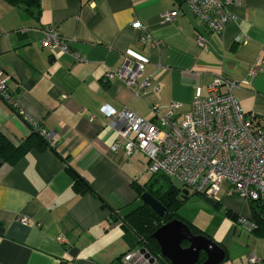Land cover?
I'll use <instances>...</instances> for the list:
<instances>
[{
    "label": "crops",
    "instance_id": "0c3cea01",
    "mask_svg": "<svg viewBox=\"0 0 264 264\" xmlns=\"http://www.w3.org/2000/svg\"><path fill=\"white\" fill-rule=\"evenodd\" d=\"M171 12L173 20H164ZM227 12L231 20L215 35L187 0H42L38 13L0 0V68L19 107L53 146L31 147L14 165L0 161V264H121L130 232L110 218L141 204L132 184L150 181L149 160L139 150H110L123 120L107 117L106 107L126 109L165 131L163 119L179 121L192 112L194 97L222 77L235 82L241 111L264 121V64L249 73L264 58V0H234ZM135 20L161 45L143 44L131 27ZM47 25L84 60L42 49L40 31ZM140 62L136 86L118 77L105 81L108 72ZM0 130L14 143L32 134L1 98ZM69 168L90 189L76 193ZM220 196L231 221L227 230L220 238L201 230L224 248L220 264H248L250 253L264 264V237L237 225L248 207L225 196L224 188Z\"/></svg>",
    "mask_w": 264,
    "mask_h": 264
},
{
    "label": "built area",
    "instance_id": "2783aa9c",
    "mask_svg": "<svg viewBox=\"0 0 264 264\" xmlns=\"http://www.w3.org/2000/svg\"><path fill=\"white\" fill-rule=\"evenodd\" d=\"M187 2L192 13L211 34H221L231 20L227 8L234 0ZM175 16L176 13L171 12L162 17L171 21ZM131 27L140 32L143 44L156 47L161 45V41L152 39L139 21L132 22ZM40 33L39 44L42 49L69 54L78 62L84 60L71 50L68 42L53 25L45 26ZM196 43L203 46V38L199 34L196 36ZM261 64H264V58L258 59L249 68V73L253 75ZM143 68L142 62L137 63L134 68L124 64L108 72L105 81L118 77L128 87L136 86ZM9 79V75L0 68V98L31 129L50 140L49 134L19 107L17 100L9 92ZM146 85L148 79L143 81L141 87ZM234 87L236 84L230 79L215 78L206 86L204 96L194 97L192 112L184 114L179 121L163 119V123L168 126L165 131L126 109L115 111L106 107L104 114L107 117L123 120L121 138L113 143L110 150L115 152L122 148L126 154L134 150L143 152L149 160V171L173 179L180 195L183 190H187L189 195L207 194L214 198L215 203H220V192L224 188L225 196H237L247 207L251 201L264 199V121L254 114L241 111L232 93ZM178 106L177 103L171 104L172 109H177ZM19 221L26 223L27 217L20 216ZM237 225L248 233L254 227L248 216L243 215L238 216ZM59 241L64 242L62 238ZM248 263L261 264L262 260L250 253ZM121 264L161 263L151 251L135 247L122 256Z\"/></svg>",
    "mask_w": 264,
    "mask_h": 264
},
{
    "label": "trees",
    "instance_id": "16d2710c",
    "mask_svg": "<svg viewBox=\"0 0 264 264\" xmlns=\"http://www.w3.org/2000/svg\"><path fill=\"white\" fill-rule=\"evenodd\" d=\"M6 2L12 6H21L30 13H32L33 11H36V13H38L40 9V3L38 0H6ZM30 130L32 132L31 136L21 143H14L0 130V161L8 165H14L29 148L34 146L49 147L53 149V146L51 145L49 140L41 137L37 131L31 128ZM68 170L72 177V187L74 188L76 193L81 194L86 189H90L89 184L85 179L76 174L71 168H69ZM155 175L157 174L152 173V177H150V181H148L147 184H132V186L134 187L139 197L143 192L150 193L167 209L166 215L163 218H160L155 215L147 206L141 203L129 209V211L126 212L122 217L120 215H115L113 218L111 217L110 223H118L122 227H124L128 231V233L130 232V235H128L129 249L126 252L135 247L144 248L151 251L155 256H158L159 262L161 264H169L168 261H166L160 255L158 244L152 238V235L157 228L173 219H179L182 221V219L178 216V211L183 203L188 199V197H186L185 199H180L181 195L177 186L169 182L170 178L165 177L162 174H159V176L165 182V185L155 188V184L157 182V179H153ZM191 196L194 197L196 196V194H191ZM101 201L104 205H106V202L103 201V199H101ZM215 205L218 206L219 203H215ZM248 209V218L254 224V227L250 230V234H253L258 238H263L264 199L251 201L250 203H248ZM194 231L195 232H192V234H204L200 229L196 227H194ZM217 244L224 250V248L219 243ZM125 253H123L118 258V262H121V258ZM203 260L204 256L202 255L200 257V263ZM61 264L75 263L62 262Z\"/></svg>",
    "mask_w": 264,
    "mask_h": 264
},
{
    "label": "water",
    "instance_id": "95a60500",
    "mask_svg": "<svg viewBox=\"0 0 264 264\" xmlns=\"http://www.w3.org/2000/svg\"><path fill=\"white\" fill-rule=\"evenodd\" d=\"M187 196L188 191L183 190L180 199ZM139 199L158 217L166 215L167 209L150 193L143 192ZM152 238L158 244L160 255L169 264H220L225 258L224 250L217 243L204 235L192 234L179 219H173L157 228ZM202 255L204 260L200 263Z\"/></svg>",
    "mask_w": 264,
    "mask_h": 264
},
{
    "label": "rangeland",
    "instance_id": "374dc122",
    "mask_svg": "<svg viewBox=\"0 0 264 264\" xmlns=\"http://www.w3.org/2000/svg\"><path fill=\"white\" fill-rule=\"evenodd\" d=\"M151 175L152 173L148 171L147 178L152 177ZM153 179H157L155 188L165 185V182L160 178L159 174L155 175ZM169 182L173 184L175 181L169 179ZM238 201L240 203L242 200ZM226 211L225 205H215L214 198L212 199L209 195L204 194L188 198L179 209L178 216L188 227L190 226L191 232H195L194 227H196L220 238L224 234L223 232L227 230L229 222H231L229 217L225 215Z\"/></svg>",
    "mask_w": 264,
    "mask_h": 264
}]
</instances>
